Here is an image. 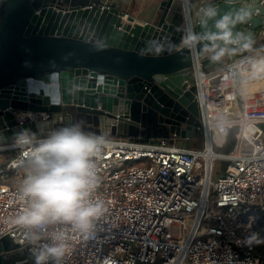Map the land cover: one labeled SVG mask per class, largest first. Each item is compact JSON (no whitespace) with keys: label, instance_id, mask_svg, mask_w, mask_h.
I'll return each instance as SVG.
<instances>
[{"label":"built area","instance_id":"built-area-1","mask_svg":"<svg viewBox=\"0 0 264 264\" xmlns=\"http://www.w3.org/2000/svg\"><path fill=\"white\" fill-rule=\"evenodd\" d=\"M221 1L203 0L194 17L192 0H181L185 32H197L204 10ZM238 1L256 6L254 14L264 18V0ZM239 30L253 29L244 22ZM254 31L264 37V26ZM239 60L230 57L204 71L194 59L201 146L103 135L109 143L96 157L97 198L106 213L91 236L65 228L72 250L64 264H264L255 245L244 243L259 235L255 221L264 213V81L245 90L239 79H229ZM49 134L36 135L38 142ZM13 150L16 155L0 165V239L9 235L30 255L11 221L24 206L16 195L23 177L18 172L33 148L22 152L12 141L0 144V153ZM217 161L225 165L214 176ZM175 224L179 235L173 234Z\"/></svg>","mask_w":264,"mask_h":264},{"label":"water","instance_id":"water-1","mask_svg":"<svg viewBox=\"0 0 264 264\" xmlns=\"http://www.w3.org/2000/svg\"><path fill=\"white\" fill-rule=\"evenodd\" d=\"M129 1L0 0V144L21 129L40 135L81 122L102 135L158 133L171 142L201 133L194 59L208 71L227 58L214 63L208 53L186 49L175 0L151 1L154 15L129 14ZM211 8L221 16L249 12L247 33L264 47L254 31L264 26L256 6L223 0ZM203 29L202 19L197 32ZM0 264L34 260L6 235Z\"/></svg>","mask_w":264,"mask_h":264},{"label":"clouds","instance_id":"clouds-1","mask_svg":"<svg viewBox=\"0 0 264 264\" xmlns=\"http://www.w3.org/2000/svg\"><path fill=\"white\" fill-rule=\"evenodd\" d=\"M250 15L238 10L221 16L209 7L203 12L204 29H188L184 36L186 49L208 53L211 62L239 56L229 68V79H239L245 90L253 82L264 81V47L236 27ZM108 143L103 135L85 131L82 122L57 128L39 142L29 129L12 137L13 148L22 152L33 148L16 194L24 206L11 222L30 246L34 264H64L72 250L71 233L65 228L88 237L105 215L104 202L97 198L96 157ZM244 243L251 247L264 240L253 234Z\"/></svg>","mask_w":264,"mask_h":264},{"label":"rangeland","instance_id":"rangeland-1","mask_svg":"<svg viewBox=\"0 0 264 264\" xmlns=\"http://www.w3.org/2000/svg\"><path fill=\"white\" fill-rule=\"evenodd\" d=\"M202 1L203 0H192V8H193V15H194V17L197 16V13L199 11V5H200V3ZM205 1H207V0H205ZM148 2H149L148 3V8L151 9L152 8V4H150V0H148ZM175 11H178V12H180L183 15L181 0H175L174 1V12ZM227 59H230V58H227ZM87 131L88 132H93V131H89V130H87ZM140 138L141 139H153V138H158V135H153V137H150V138L148 136H145V135H140L137 139H140ZM175 142L178 143V144H182V145L192 146L193 144H195L197 142H199V143L201 142V133L195 131L193 133L192 137H190V138L177 137L176 140H175ZM202 143H203V141H202ZM202 143L199 146H201ZM7 157H10V156H7ZM3 162H6V153L5 152L0 153V165H3ZM29 163H30V159L28 160V163L26 165H24V166L21 167V169L18 172L19 173L18 176H23L24 175V172L27 169V167L29 166ZM224 165H225L224 162L217 161V165H216V168H215V174H214V176H216V174H218L219 171L224 168ZM263 224H264V213L261 212V213H258V215H257V219L255 221V226L258 227L259 229L260 228L262 229L261 226ZM172 231H173V234L174 235H179V233H180V226L177 225V224L173 225Z\"/></svg>","mask_w":264,"mask_h":264},{"label":"crops","instance_id":"crops-1","mask_svg":"<svg viewBox=\"0 0 264 264\" xmlns=\"http://www.w3.org/2000/svg\"><path fill=\"white\" fill-rule=\"evenodd\" d=\"M115 1V0H114ZM151 1H155V0H150V3ZM158 1V0H157ZM130 3H127L126 7H129L130 6V9L128 8L127 11L128 13L130 14H134L136 13L137 15L140 14H151V15H154V7H152L151 9L148 8V0H131L129 1ZM134 2L133 6L131 5L132 3ZM88 127H90L91 125L90 124H87Z\"/></svg>","mask_w":264,"mask_h":264},{"label":"trees","instance_id":"trees-1","mask_svg":"<svg viewBox=\"0 0 264 264\" xmlns=\"http://www.w3.org/2000/svg\"><path fill=\"white\" fill-rule=\"evenodd\" d=\"M203 141V136H202V133H201V142H197L195 144H193L192 146L196 147V146H199ZM197 144V145H196ZM3 153V152H1ZM6 153V162H3V165H6L7 162L13 158L15 155H16V151H5ZM7 156H10V157H7ZM262 229L260 228L259 229V237L264 240V224L261 226ZM255 251L256 253H259L261 255V260L264 261V244H259V245H255Z\"/></svg>","mask_w":264,"mask_h":264},{"label":"flooded vegetation","instance_id":"flooded-vegetation-1","mask_svg":"<svg viewBox=\"0 0 264 264\" xmlns=\"http://www.w3.org/2000/svg\"><path fill=\"white\" fill-rule=\"evenodd\" d=\"M258 44H261L262 42H257ZM181 114V113H180ZM182 115V114H181ZM163 131H165V129H163ZM148 134V132H146ZM144 134L145 136H147V134ZM158 134V133H155V135Z\"/></svg>","mask_w":264,"mask_h":264},{"label":"bare ground","instance_id":"bare-ground-1","mask_svg":"<svg viewBox=\"0 0 264 264\" xmlns=\"http://www.w3.org/2000/svg\"><path fill=\"white\" fill-rule=\"evenodd\" d=\"M17 115H20V114L17 113Z\"/></svg>","mask_w":264,"mask_h":264}]
</instances>
